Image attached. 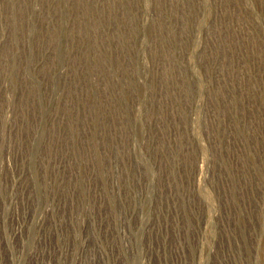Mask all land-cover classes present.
I'll return each instance as SVG.
<instances>
[{"label":"rangeland","instance_id":"obj_1","mask_svg":"<svg viewBox=\"0 0 264 264\" xmlns=\"http://www.w3.org/2000/svg\"><path fill=\"white\" fill-rule=\"evenodd\" d=\"M0 264H264V0H0Z\"/></svg>","mask_w":264,"mask_h":264}]
</instances>
